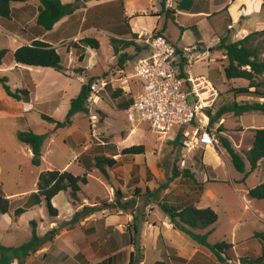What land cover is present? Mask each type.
Instances as JSON below:
<instances>
[{"label": "rangeland", "instance_id": "374dc122", "mask_svg": "<svg viewBox=\"0 0 264 264\" xmlns=\"http://www.w3.org/2000/svg\"><path fill=\"white\" fill-rule=\"evenodd\" d=\"M61 1L65 4L75 5L83 0ZM131 1L134 7H144L149 13L152 10H160L161 8L159 0ZM200 2L201 0H199ZM15 3L13 2V4ZM150 4H154V8H151ZM179 14H170L168 16L163 14L159 26L162 27L166 24V34L171 36V38L176 37V44L185 47L195 45L194 33L185 25L186 16ZM225 16L224 12H219L211 18L202 19L197 27L204 39L205 52H191L190 62H180V68L185 75H191L192 77L202 75L209 79L217 88L219 97L213 105L214 111L222 103L233 100L231 93L228 92L230 87H241L247 83L242 78H225L223 73L224 61H221L222 51L214 47V41L210 36L213 33V29L219 34L218 36L227 32ZM262 26L264 28V24ZM85 35L96 38L99 44L98 48L84 45L81 41L82 38L77 42L66 40L56 45L61 57V64L65 68L63 73L49 67H31V72L29 73L33 77L32 80L35 83H41V90L40 92L36 93L34 91L31 95L29 94L30 103L24 105L26 102L17 101L7 96L0 85L2 93L0 95V183L4 194H14L13 197H15V194L16 196L22 195L14 199V206L24 207L27 205L26 202L30 197L29 195L36 190L38 176L42 171L67 170L75 175H83L85 170L76 158L80 153L84 152V154H89L90 156H99L104 152L110 155L113 152L118 153L121 148L132 145H144L145 150L142 154H127V160L145 159L148 166H152L154 169L159 160L161 168L160 179L157 181L159 185L165 183L166 177L171 175L173 167H176L179 172L192 171L193 181L190 177L181 176L177 178L178 187L171 192V195H180L176 202L184 201L187 198L192 199L191 194L185 196V191H191L192 189L199 191L203 186H205V190H211L215 195L211 201L212 206H214L215 202H217L216 205L222 203V199H225L224 201H237L239 197H246L245 190L264 181V160H261L258 167L253 171H250L248 165L246 172L240 173L236 171L231 165L229 158L225 155L224 149L219 145L218 133H216L217 143L214 147L206 146L191 152L179 144L171 143L180 128L178 126L174 127L168 134L163 135L157 134L151 130L148 123L143 122L136 128L135 132L131 133L124 112L116 107L115 98L121 95L124 99L128 98L139 89L141 83L134 75L136 59H130L129 57L119 67V54H115L109 35L103 32H89L85 33ZM17 45L18 41L10 37L4 30L3 25L0 24V48L14 49ZM13 63L12 57L7 54L4 57L3 64L0 65V75L8 77L7 84L14 90L21 88V84L26 78H24L25 72L20 69L22 65H18V68H9ZM119 68L124 70L123 74L125 76L122 79H117L118 76L112 74V72H117ZM98 74L109 75L113 80L103 91L96 95L98 100L88 105V112L80 111L75 113L71 118V124L60 128H55L54 124L48 123L41 118V114H46L55 119L63 120L69 109L70 99L80 92L83 84ZM27 80L29 81L28 87L31 89L32 82L29 78ZM124 83L128 84V87H124L127 92H124L125 90L122 88ZM243 99L244 97L237 98V100ZM93 114L96 115L95 120H91L90 116ZM222 118L224 120L221 122ZM222 118L211 128L217 131L220 122L223 123L221 134L228 137L232 146L241 154L252 143L253 129L264 126V115L255 111L246 112L240 116L226 114ZM27 130L46 133L42 144L41 161L38 166L32 163V153L29 147L18 138L19 131ZM85 146H87L86 150ZM202 160H204L205 164L202 163ZM130 162L126 160L125 162L120 161L119 165L130 164ZM108 174L113 180L114 173L112 169H109ZM87 176L89 182L83 185V191L89 196H99L97 198L109 201L115 184L111 186L96 167L89 169ZM207 178L208 182H206ZM169 185L170 183L168 187ZM144 188L145 185L140 187V191L137 193L139 194L137 195L138 200L144 198L145 203L153 201V204L158 202V200H166L165 197L163 198L165 189L159 191L155 197H149L145 194ZM132 189L130 188L129 191L136 195L135 189ZM54 202L62 212H65L64 204L67 201L64 191L59 192L55 196ZM66 205L69 206V204ZM221 208L222 206L218 209L220 217L213 224V232L207 239L210 243L222 240L230 241L229 234L232 223L229 217L222 212ZM14 209L15 207L12 208L11 214ZM64 214L66 216V213ZM41 218L43 222H40ZM6 219L0 218V242L17 246L30 239L32 227L30 221L32 219L37 221L38 234L45 236L49 230L47 224L51 220V216L43 200L39 207L25 209L20 212L16 216V221L13 222L14 224L11 226L9 233L3 230L5 228L10 229ZM75 225L76 223L71 227ZM66 226H69L68 221L58 224V232ZM15 227L16 230L14 229ZM49 243L50 241H46L44 244ZM62 246L61 240H58L53 248L57 250ZM63 250L68 252L65 247ZM256 254L258 255V253ZM153 258L154 254L147 250V262ZM79 260L81 262H77L78 264H83L85 261L82 258ZM230 263L236 264L237 262L230 261Z\"/></svg>", "mask_w": 264, "mask_h": 264}, {"label": "crops", "instance_id": "0c3cea01", "mask_svg": "<svg viewBox=\"0 0 264 264\" xmlns=\"http://www.w3.org/2000/svg\"><path fill=\"white\" fill-rule=\"evenodd\" d=\"M88 1H86L88 2L87 4L84 1L75 4L73 12L69 15L63 16L50 30H43L36 24V16L38 14L39 6V2L37 0H27L23 3L16 2L15 4L12 3L10 18L0 17V24L3 25L4 30L10 37L18 41L17 47L21 45H30L34 40H41L56 47V45L66 40H69V42H77L80 38L87 36L85 33L89 32H103L109 35L110 38L131 39L133 38V34L138 35V33L144 31H160L166 39L177 46V48L183 49L195 47V52L201 51L202 53L205 52V43L197 25L202 21V19L211 18L214 14H218L219 12H224L226 15L225 20L227 21V32L218 36L219 34H217L213 29V33L211 32L212 34L210 36L214 41L215 48H217L221 39H225L226 42H234L243 38L251 31L264 30V28H262V24H264V0H201L200 3L199 0H193L189 10H180L178 8L180 0H175L174 9L170 11L163 6V0H159L161 5L160 10H152L150 13L147 12L144 7H134L131 0ZM150 7L154 8V4H150ZM168 13H180L179 15L186 16L185 25H187V27H189L194 33L195 45L187 47L181 46L176 44V37L171 38V36H167L166 24L161 27L159 26V23L162 19V15L164 14L168 16ZM175 22L178 23L177 20H175ZM136 38L134 37V40L139 43ZM9 49L14 50L11 48ZM124 51L130 55V59L134 60H137L147 54V51L143 48L135 50L134 46H130ZM221 61H224V64L226 63L223 52ZM12 67L18 68L15 63L9 66V68ZM31 67L33 66L20 67V69L25 72L24 78H26V80L22 82L21 88H26L30 95L34 91L37 93L41 90V83H35L32 80L33 77H31L29 73L31 72ZM123 73L124 70L122 68H119L117 72H112V74L118 76L117 79H122L123 76H125ZM100 76L104 75L98 74L95 77ZM106 77L111 76L108 75ZM28 78L32 82L31 89L28 87ZM125 86L128 87V84L124 83L122 87L123 90H125ZM139 89H137L133 95L128 98L124 99L121 97L122 95L120 97H116V107L121 109L125 114V110L130 105ZM250 90H253V88H250ZM124 92L127 91L125 90ZM0 95H2L1 91ZM239 97H244L243 100L252 98V96ZM257 99L263 101L264 97H259ZM96 100H98V98ZM127 101H129V104H126ZM28 103H30L29 99L24 105ZM223 120L224 118H222L221 122ZM120 150L118 151L120 152ZM119 152L114 155L110 154L113 155L116 163L114 166L107 168L108 173L109 169H112L114 173L113 180L111 179L110 174H108L109 178L107 181L111 186L115 184V187L121 189L124 193L122 202L131 200V206L126 210L115 208H111V210H109V208L105 207L86 216L77 222L74 227L66 226L61 228L49 244H43L34 253L25 257L24 264H78L81 262L79 260L80 258L85 260L83 264H130L131 254L133 253L135 258L138 253L135 247L130 243L129 239L132 231L129 228V225L132 223L134 216L138 218L137 223L140 226L138 245L141 248L143 260L138 263L133 261V264H149L157 260L164 261L166 264H222L218 262L210 250L195 243L186 234L174 228L170 222L169 216L161 209L162 202L167 204H194L198 208L210 207L215 210V212H218L217 220L220 217L218 209L222 206V212L229 217L230 222L232 223V228L229 234L230 241L227 242L232 243L233 250L237 257V259L233 261L237 262L236 264H241V259L247 258L250 253H260L262 243L260 241H256L255 239H251V237L256 231H264V199L249 197L247 195V189L244 192L246 197H239L237 201H224L225 199H222V203H218V205H216L217 202H215V204H213L214 206H212L211 201L214 199L215 195L211 190H205V186H203L199 191L194 189L191 191H185V196L191 194L193 197L192 199L187 198L184 201L176 202V199L180 198V195H171V192L178 187L177 178L181 177L178 176L174 178L170 182L169 187L167 186L165 189L163 198L165 197L166 200H158L155 204H153V201L145 203L144 198L138 200L137 195L139 194L137 193H139L142 185H145V188L148 187L150 190H155L159 186L157 182L159 181L161 174L159 160L157 161L154 169L152 166H148L145 159L127 160V154H120ZM76 158L78 162L82 164L83 169L85 170L84 173L89 172V169L94 167V155L90 156L89 154H84V152H82L77 155ZM125 160L128 162L131 161L130 164L119 165L120 161L125 162ZM202 163L205 164L204 160H202ZM191 172L188 173L190 175V179L193 181L194 177ZM208 181L209 180L207 178L206 182ZM150 183H152V185H150ZM136 187L139 188V191L136 192L135 195L131 193L129 189H135ZM83 193L87 197L83 200L84 204H91L90 202H92V199L99 197L89 196L84 191ZM58 194L59 193L55 196ZM4 195L9 199L8 210L5 213H1L0 210V218H7L6 220L10 229H3L4 232L7 233L11 230V226L14 224L13 222L16 221L17 215L14 213L16 208L20 207L23 211L25 209L36 208L39 207L44 200L42 199L40 203L33 205V199L29 197L26 202V206L17 207L13 204L15 202L14 199L21 197L22 195L16 196L15 194V197H13L14 194ZM55 196L51 199V203L57 209L58 214L56 216H51V220L47 224L48 229L58 226L60 223L69 221L76 210V208L66 199L67 202L64 204L65 212H62L55 205ZM112 199L113 191L109 201ZM66 204H69V206ZM1 205L2 204L0 203V209ZM13 207H15V209L11 214ZM64 213H66V216ZM40 222H43L42 218L40 219ZM14 229L16 230V227ZM213 229L214 225L212 224L205 229L193 230L200 234L206 232L207 230H211L208 235L209 237L212 234ZM58 240H61L63 245L61 248L64 249L65 247L68 252L61 248L57 250L53 248ZM2 244L12 246L6 242H3ZM147 250H150L154 254V258L150 261L148 260V262L146 260ZM11 264H17V260H14Z\"/></svg>", "mask_w": 264, "mask_h": 264}, {"label": "trees", "instance_id": "16d2710c", "mask_svg": "<svg viewBox=\"0 0 264 264\" xmlns=\"http://www.w3.org/2000/svg\"><path fill=\"white\" fill-rule=\"evenodd\" d=\"M27 0H0V17L10 18L11 4L13 2H24ZM39 2L38 14L36 16V24L43 30L52 29L53 25L63 16L69 15L74 10V5L62 3L61 0H37ZM84 2L88 0H83ZM164 6V1H162ZM193 0H180L178 8L180 10H189ZM172 10V9H171ZM170 11V9L168 10ZM168 15H170L168 13ZM157 34H162L160 31H155ZM131 39H116L110 38V43L115 54H119L118 65L122 66V62L129 58V54L124 50L130 46H134L135 50H140L143 47L140 43L134 40L137 35L133 34ZM84 45L91 48H98L97 39L85 36L81 39ZM75 42V41H74ZM77 46V45H75ZM217 48L223 52L226 63L223 65V73L226 79L242 78L247 81L246 86L232 87L228 89L233 100L222 103L211 116L210 127L220 121L226 114L240 116L246 112H260L264 115V100L260 101L257 98L264 97V30H254L246 34L243 38L234 41L226 42L221 39ZM10 54L13 62L18 66H38L49 67L56 71L64 72L65 68L61 64V57L56 47L51 44L34 40L30 45H21L14 50L8 48L0 49V65L4 62V57ZM185 61L182 58L180 62ZM184 73L181 70V75ZM93 79V78H92ZM90 79L82 85L80 92L70 99L69 109L63 120L55 119L52 116L41 114V118L48 123L54 124L55 128L65 127L71 124L72 116L80 111L88 112L87 97L89 94ZM8 77L0 75V85L5 94L17 101H27L29 92L26 88L11 89L7 84ZM253 88V90H250ZM239 96H252L251 99L237 100ZM129 104V101L126 102ZM223 131V123L217 127L219 145L224 149L225 155L229 158L233 168L240 172H246L247 165L250 171L256 169L261 160H264V127L253 129L252 143L250 147L242 154L237 151L231 144L228 137L221 134ZM182 130H178L175 138L171 141L172 144L181 145ZM46 137V133H37L33 130L19 131V140L26 144L32 152V163L40 165L42 156V144ZM102 148V147H101ZM144 151V145H132L120 150V154H138ZM117 154V153H112ZM113 155L102 152L99 156H94V167L106 178H109L107 168L115 165L116 160ZM189 177L187 170L179 172L176 167H173L171 175L166 177L165 183L160 184L155 190L145 188V194L149 197H155L162 189H166L168 184L176 177ZM88 182L87 173L83 175H75L67 170H46L42 171L37 180L36 190L30 193L33 199L32 204H38L44 199L46 208L50 216L58 214L57 209L52 205L51 199L60 191H64L67 201L73 205L76 210L68 221L69 226L74 225L86 216L102 208H115L126 210L131 206L132 201L126 200L122 202L124 193L120 188H113V199L111 201H103L95 198L91 204H84L83 200L86 195L82 191V185ZM139 188H135L138 192ZM247 195L251 198L264 199V181L248 189ZM0 203L1 213L8 210L9 199L5 197L1 190L0 183ZM161 209L169 216L170 222L174 228L186 234L195 243L206 247L216 257L218 262L222 264H232L230 261L237 259L233 250L232 243L224 240L215 243H210L208 235L211 230L200 234L193 229H205L217 221L218 215L210 207L198 208L194 204H167L162 202ZM22 208H16L14 213L18 215L22 212ZM138 218L133 217L129 228L132 230L130 235V243L138 252L134 258L131 254L130 264L138 263L143 260L141 248L138 245L140 226L137 223ZM31 237L29 240L17 246H6L0 243V264H11L17 260V264H24V258L38 250L46 241H51L58 233V227L55 226L47 231L45 236L38 235L36 231V221L31 222ZM251 239L258 240L262 243L260 253H250L247 258L241 259V264H264V231H256ZM134 261V262H133ZM149 264H166L164 261H154Z\"/></svg>", "mask_w": 264, "mask_h": 264}, {"label": "built area", "instance_id": "2783aa9c", "mask_svg": "<svg viewBox=\"0 0 264 264\" xmlns=\"http://www.w3.org/2000/svg\"><path fill=\"white\" fill-rule=\"evenodd\" d=\"M163 1L166 9H174L175 0ZM136 40L145 47L147 54L137 59L134 65V75L141 84L125 110L130 132H135L143 122L163 135L178 126L182 130L181 146L187 151L214 147L217 136L209 122L215 112L213 105L219 91L202 75H181V59L190 62V53L196 48L179 49L155 31L138 33ZM112 80V77H94L89 84L88 104L95 103L96 95ZM90 117L96 119L94 114Z\"/></svg>", "mask_w": 264, "mask_h": 264}, {"label": "bare ground", "instance_id": "6f19581e", "mask_svg": "<svg viewBox=\"0 0 264 264\" xmlns=\"http://www.w3.org/2000/svg\"><path fill=\"white\" fill-rule=\"evenodd\" d=\"M133 133V132H132Z\"/></svg>", "mask_w": 264, "mask_h": 264}]
</instances>
